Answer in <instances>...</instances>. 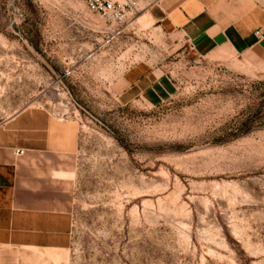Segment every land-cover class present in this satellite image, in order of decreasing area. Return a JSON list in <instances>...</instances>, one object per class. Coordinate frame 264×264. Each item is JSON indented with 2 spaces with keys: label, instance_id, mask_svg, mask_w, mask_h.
Here are the masks:
<instances>
[{
  "label": "rangeland",
  "instance_id": "374dc122",
  "mask_svg": "<svg viewBox=\"0 0 264 264\" xmlns=\"http://www.w3.org/2000/svg\"><path fill=\"white\" fill-rule=\"evenodd\" d=\"M130 15L0 0V121L42 104L80 127L61 264H264V70ZM138 62L170 80L157 102L119 96Z\"/></svg>",
  "mask_w": 264,
  "mask_h": 264
},
{
  "label": "crops",
  "instance_id": "0c3cea01",
  "mask_svg": "<svg viewBox=\"0 0 264 264\" xmlns=\"http://www.w3.org/2000/svg\"><path fill=\"white\" fill-rule=\"evenodd\" d=\"M135 13L170 45L188 39L200 54L224 51L264 70V0H148ZM169 81L138 62L122 72L117 91L125 102L153 103ZM79 137L75 119L42 104L0 121V264L62 263Z\"/></svg>",
  "mask_w": 264,
  "mask_h": 264
},
{
  "label": "built area",
  "instance_id": "2783aa9c",
  "mask_svg": "<svg viewBox=\"0 0 264 264\" xmlns=\"http://www.w3.org/2000/svg\"><path fill=\"white\" fill-rule=\"evenodd\" d=\"M89 9L98 12L106 17L108 20L116 21L120 27L114 29L116 33L121 31V27L128 23L132 16L131 12L135 13L137 10L136 2L134 0H83ZM190 47L192 43L185 39Z\"/></svg>",
  "mask_w": 264,
  "mask_h": 264
}]
</instances>
